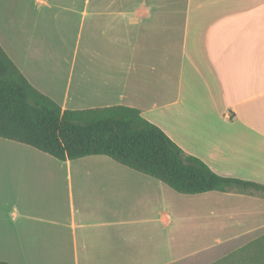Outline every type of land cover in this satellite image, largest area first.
Masks as SVG:
<instances>
[{
  "label": "crops",
  "instance_id": "0c3cea01",
  "mask_svg": "<svg viewBox=\"0 0 264 264\" xmlns=\"http://www.w3.org/2000/svg\"><path fill=\"white\" fill-rule=\"evenodd\" d=\"M29 1L30 24L23 35L15 30L21 56L13 61L0 45L33 87L63 110L137 108L215 173L264 185V0ZM115 165L98 182L88 179L76 198L69 190L67 208L56 212L64 218L55 219L52 206L13 208L15 218L31 213L30 223L13 227L32 230L35 259L175 264L182 236L191 238L177 227L182 207L191 227L198 214H214L215 201L228 221L232 211L238 220L221 240L241 247L264 233L259 195L184 196Z\"/></svg>",
  "mask_w": 264,
  "mask_h": 264
},
{
  "label": "trees",
  "instance_id": "16d2710c",
  "mask_svg": "<svg viewBox=\"0 0 264 264\" xmlns=\"http://www.w3.org/2000/svg\"><path fill=\"white\" fill-rule=\"evenodd\" d=\"M0 138L59 161L103 155L185 195L220 191L264 198L263 184L215 173L198 157L185 154L137 108L63 110L28 82L1 45ZM209 264H264V233Z\"/></svg>",
  "mask_w": 264,
  "mask_h": 264
},
{
  "label": "rangeland",
  "instance_id": "374dc122",
  "mask_svg": "<svg viewBox=\"0 0 264 264\" xmlns=\"http://www.w3.org/2000/svg\"><path fill=\"white\" fill-rule=\"evenodd\" d=\"M32 10L33 5L29 0H0V43L13 61L21 56V49L24 45L22 37H19L18 41L15 40L14 37L17 36L15 30H22L23 25L28 28ZM23 33L24 30L20 31L19 35ZM26 60L30 62L29 58ZM39 152L30 146L0 138V260L12 264H70L68 259L64 260V263L59 259L43 262L35 259L32 244L29 241L33 236L32 230L30 232L26 227L16 233L13 227L18 222L24 225L30 223L31 213L29 212L25 218H15L11 215V211L13 208H18L29 209L34 213V211H39L38 208L50 211L52 206L55 219L64 218L65 211L58 212V214L56 212L57 208H67L69 190H72L76 198L81 187L89 186L88 179L91 182H98L103 177L101 172L113 169L116 165L110 158L108 161H101L86 159L87 156H85L70 162L67 166L62 161ZM36 153L43 157L37 158L40 155H35ZM67 172L71 173L70 183L69 180L67 181ZM85 173H90V175L84 176ZM51 174L53 183L50 180ZM146 177L165 186L175 194L186 196L153 177L147 175ZM41 178L45 181L44 185L41 184ZM209 205L213 208L214 214H198L200 219L191 222V227H189L190 221L188 220L189 208L182 207L180 224L177 227H180V231L191 238L185 239L182 236L179 250L175 252L179 255L175 264H209L239 247L240 241L226 242L221 240V236H217L222 235L229 222L231 231L238 229L235 227L238 220L234 217V211L230 212L232 219L228 221L226 214L223 215V212L219 210L222 202H210ZM261 209L263 213L260 217L264 222V206ZM261 231H264V226ZM191 233L196 234L197 238H194Z\"/></svg>",
  "mask_w": 264,
  "mask_h": 264
}]
</instances>
